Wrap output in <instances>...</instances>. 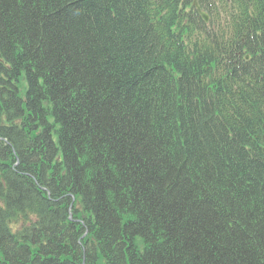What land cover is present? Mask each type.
Listing matches in <instances>:
<instances>
[{
	"label": "trees",
	"instance_id": "16d2710c",
	"mask_svg": "<svg viewBox=\"0 0 264 264\" xmlns=\"http://www.w3.org/2000/svg\"><path fill=\"white\" fill-rule=\"evenodd\" d=\"M198 2L0 0V264H264V0Z\"/></svg>",
	"mask_w": 264,
	"mask_h": 264
},
{
	"label": "water",
	"instance_id": "95a60500",
	"mask_svg": "<svg viewBox=\"0 0 264 264\" xmlns=\"http://www.w3.org/2000/svg\"><path fill=\"white\" fill-rule=\"evenodd\" d=\"M194 4H195L196 8L199 10V6L196 4V1H194ZM199 13H200V15L203 17V19H204L205 21H207L208 16H207L204 12H202V11H200V10H199Z\"/></svg>",
	"mask_w": 264,
	"mask_h": 264
},
{
	"label": "rangeland",
	"instance_id": "374dc122",
	"mask_svg": "<svg viewBox=\"0 0 264 264\" xmlns=\"http://www.w3.org/2000/svg\"><path fill=\"white\" fill-rule=\"evenodd\" d=\"M18 226H21V222H19Z\"/></svg>",
	"mask_w": 264,
	"mask_h": 264
}]
</instances>
